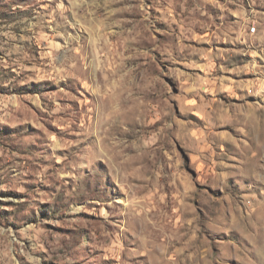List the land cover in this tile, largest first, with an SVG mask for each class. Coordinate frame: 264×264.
<instances>
[{"label":"rangeland","instance_id":"rangeland-1","mask_svg":"<svg viewBox=\"0 0 264 264\" xmlns=\"http://www.w3.org/2000/svg\"><path fill=\"white\" fill-rule=\"evenodd\" d=\"M0 264H264V0H0Z\"/></svg>","mask_w":264,"mask_h":264},{"label":"built area","instance_id":"built-area-1","mask_svg":"<svg viewBox=\"0 0 264 264\" xmlns=\"http://www.w3.org/2000/svg\"><path fill=\"white\" fill-rule=\"evenodd\" d=\"M255 28L253 27L252 30H254Z\"/></svg>","mask_w":264,"mask_h":264}]
</instances>
